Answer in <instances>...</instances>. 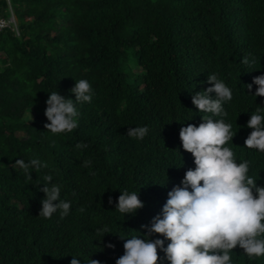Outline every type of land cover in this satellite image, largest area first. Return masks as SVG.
Segmentation results:
<instances>
[{"label": "trees", "instance_id": "trees-1", "mask_svg": "<svg viewBox=\"0 0 264 264\" xmlns=\"http://www.w3.org/2000/svg\"><path fill=\"white\" fill-rule=\"evenodd\" d=\"M11 1L25 3L17 9L20 27L32 35L25 38L22 30L18 37L9 28L0 32V264H50L36 254L42 247L51 248V255L66 263L79 251L74 242L62 244L53 237L66 215L61 217L57 210L51 219L38 216L43 176L51 174L62 189L76 188L90 196L69 198L63 190L68 198L60 197L71 202L73 213L86 203L94 206L91 202L104 208L117 189H137L142 207L124 216L115 210L117 225L103 226L112 237L133 230L143 233L139 224L144 214L165 202L173 178L178 184L176 166L184 157L175 145V128L189 118V112L182 111L187 108L180 98L183 87L192 88L198 76H204L200 69L216 74L225 68L264 72V0ZM0 6L4 11L7 0H0ZM29 15L32 23L25 20ZM226 37L228 44L220 51L201 49L206 41L217 47ZM227 49L232 54L228 63L212 68L216 54ZM244 57L248 64L241 62ZM81 78L94 90L91 102L77 105L76 128L51 133L44 128L47 93L57 90L68 98L74 81ZM255 87L245 93L249 103L230 107L238 133L249 112L264 106V97L252 95ZM167 101L180 108V119L178 113H169ZM27 109L34 111L31 121L23 117ZM127 119L148 126L142 140L129 138L120 127ZM33 157L47 166L30 167L28 179L13 162ZM245 157L249 174L255 179L257 173L255 183L264 186V152L246 151ZM85 160L91 163L86 166ZM154 165L163 167L157 180L149 177ZM124 174L135 182L120 179ZM109 242L123 252L119 236ZM231 258L234 264H264V256L250 259L238 246Z\"/></svg>", "mask_w": 264, "mask_h": 264}, {"label": "clouds", "instance_id": "clouds-1", "mask_svg": "<svg viewBox=\"0 0 264 264\" xmlns=\"http://www.w3.org/2000/svg\"><path fill=\"white\" fill-rule=\"evenodd\" d=\"M0 11L7 20L13 17L0 32L9 28L16 35L18 21L13 7L7 1L6 9L3 11L0 6ZM228 41L226 37L217 47L206 41L201 49L220 51L218 49ZM231 56L229 49L223 50L210 64L212 68L226 65ZM241 62L248 64L250 61L244 57ZM199 71L204 76H198L192 88L184 86L180 94L187 106L182 111L189 112V118L179 121L175 128V145L184 157L183 164L176 166L180 167L175 179L178 184H173V178V183H168L171 186L165 202H159L144 214L146 219L139 224L144 232L133 230L112 237L106 234L112 233L108 227L103 226L117 225L115 210L124 216L135 214L142 207L137 189H117L119 192L114 197L108 196L104 208L91 202L94 206L86 203L87 207L73 213L69 210L71 202L60 197L63 194L68 198L63 190L69 198L90 196L76 188L62 189L58 182L53 183L51 174H45L44 183L39 184L43 198L36 207L39 208L38 216L51 219L57 216V210L61 217L66 215L53 230V237L62 244L74 242L79 253L67 258L66 263L52 256L48 247L39 248L37 256L50 264H165V261L167 264H234L231 257L235 246L250 259L264 256V186L255 183L257 173L255 179L249 174L250 162L245 157L246 151L264 152V106L257 105L249 112L240 133L233 128L234 116L230 114L234 103H249L245 93L254 85L252 95L264 97V72L253 75L236 68H225L219 74ZM69 91L73 95L68 98L57 90L47 93L44 128L53 134L76 128L80 118L77 105L91 102L94 96L91 84L84 78L75 80ZM167 103L169 113H178L180 119V108ZM140 112L143 114L144 110ZM29 117L31 119L30 112ZM119 123L126 135L135 140H142L149 130L147 125L135 126L136 122L129 119ZM186 152L192 158L187 157ZM13 163L28 179H31L30 167L47 166L37 157L27 161L15 159ZM90 163L84 161L86 166ZM161 171L162 166L154 165L150 175L161 176ZM119 178L127 182L132 180L131 174ZM145 222L148 224L144 225ZM153 234L159 235L150 238ZM117 236L123 240V252L109 242Z\"/></svg>", "mask_w": 264, "mask_h": 264}, {"label": "rangeland", "instance_id": "rangeland-1", "mask_svg": "<svg viewBox=\"0 0 264 264\" xmlns=\"http://www.w3.org/2000/svg\"><path fill=\"white\" fill-rule=\"evenodd\" d=\"M8 1V3L13 7V9H14V11H15V13H16V15H17V27L15 28V31H16V35L19 37L20 35H22V30H23V32L26 34V36H23V37H28L29 35H32V32H30L27 28H21L20 27V17H19V15H18V13H17V9H20V7L22 6V7H24L25 6V3H22L21 4V6H19V5H16L14 2H12L11 0H7ZM14 3V4H13ZM6 9V8H5ZM25 20L26 21H28V22H33V16L32 15H29V16H26L25 17ZM60 21V19H59V17H57L56 18V22H59ZM55 33V31H52L51 32V34L53 35ZM41 41L42 42H44L45 41V39H42L41 38ZM135 68V67H134ZM133 68V69H134ZM137 69V68H136ZM29 112H30V116H31V119H30V117H29ZM23 117H24V119L25 120H27V121H31L32 120V118L34 117V111L32 110V109H27V110H25L24 111V113H23ZM23 130H19L17 133L20 135V136H25L24 134H23ZM151 179H154V180H157V179H159L161 176H158V175H150L149 176Z\"/></svg>", "mask_w": 264, "mask_h": 264}, {"label": "built area", "instance_id": "built-area-1", "mask_svg": "<svg viewBox=\"0 0 264 264\" xmlns=\"http://www.w3.org/2000/svg\"><path fill=\"white\" fill-rule=\"evenodd\" d=\"M11 18H13V17H11ZM9 20L5 19L4 16L2 15L1 11H0V30H2L8 24Z\"/></svg>", "mask_w": 264, "mask_h": 264}]
</instances>
